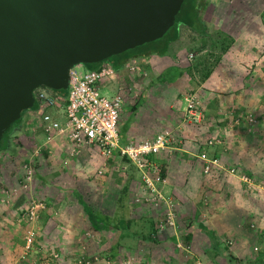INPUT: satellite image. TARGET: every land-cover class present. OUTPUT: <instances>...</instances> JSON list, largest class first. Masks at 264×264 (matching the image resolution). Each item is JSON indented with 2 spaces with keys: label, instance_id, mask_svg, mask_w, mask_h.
<instances>
[{
  "label": "crops",
  "instance_id": "crops-1",
  "mask_svg": "<svg viewBox=\"0 0 264 264\" xmlns=\"http://www.w3.org/2000/svg\"><path fill=\"white\" fill-rule=\"evenodd\" d=\"M249 1L253 0H208L206 8L203 10V19L207 25L206 35L199 36L189 27L179 25L178 38L169 43L166 53L161 55L151 53L149 56L131 58L123 68L115 71L116 86L123 92L121 85H125L123 82L125 72L136 73V79L129 77L130 79L126 82L130 87V83L137 87L140 83V78L137 76L146 74L147 68L152 69L154 66H158V75L169 66L183 68L190 65L187 47L191 43L201 46L206 41L207 45L200 49L202 55L208 53L207 51H211L213 56L219 53L217 62L214 60L215 63L213 62L214 65L208 76L203 80L200 79L197 93L200 109L204 114V123L202 121L201 124L210 125V128L218 127L219 132L225 137L222 144L209 146L206 142L213 134L206 136V133H202L200 130L192 132L186 128L181 130V126L170 128L168 125H171V121L166 119V126L163 127L171 133L170 149L152 157L153 161L161 164L164 168L162 189L163 193L166 196H171L176 203V226L174 228L167 227V230L163 232L156 230L151 237L157 242L144 240L141 237L146 234L142 229V223H131L129 231L124 229V223H118V226L121 227L120 231L112 227L115 223L96 224L94 229L79 202L80 199L83 202L88 201L84 198V193L82 194V191L77 188L79 192L77 193L78 206L72 205L65 209L63 223H40L37 225L39 233L34 251L24 260V264H42L43 255L50 248L59 250L65 258L95 253L96 251L90 248L85 238L90 235L92 229L99 236L110 237L108 234H111V243L107 247L113 260L135 257L146 261L147 264H188L187 261L193 256L200 259L203 264H219L220 261L223 264L225 262V264H233L236 258L246 257L252 260L255 257L251 249L246 251L245 245L250 243L256 235V232L253 234L249 232L251 223L256 225L257 234L264 229V153L261 152L262 150L264 152V145L261 146L264 144V5L254 9L245 7L244 2ZM210 35L217 39L214 44L210 43L213 41L210 39ZM222 42H226V47L220 52ZM208 54L210 55V53ZM119 59V57L115 58V60ZM131 65H135L134 71L129 69ZM84 68L87 67L84 66ZM186 74L184 73L181 77ZM150 79L154 80V78ZM126 95L128 93L123 95V103L125 106L130 105L131 111L135 112L140 106L139 101L143 93L139 94L140 98L138 97L134 103L128 100ZM148 95L156 98L154 95ZM48 110L52 114L55 113L51 108ZM251 111L258 116L257 126L260 127L258 134H253L254 129L249 132L244 121L239 125L233 122L234 118H242ZM121 113L122 110L117 125L121 145L130 141H142L160 131L153 114L146 118L139 117L140 120H133L126 128H123L124 117L127 115H121ZM30 116L28 114L27 119L31 118ZM167 116L172 117L170 111ZM190 122L192 121L187 120L186 125L190 126ZM196 126L201 127V125ZM214 131L215 129L212 130V132ZM41 134V147L48 153V165L57 163L62 156L64 157L63 162L70 159L68 158L69 142L64 136L54 135L50 140H47L42 129ZM202 152L209 157H217L225 167L235 166L244 169L255 180V188L247 190L236 177L218 172L216 169H213L210 174H205L202 171V161L199 158V154ZM90 153H93L94 157L96 154L100 156L103 161L102 167H106L108 161L103 160V156L97 149L85 147L78 156L71 158L73 168L78 169L79 163L91 165L94 160L87 157ZM114 155L116 158H121L116 151L112 156ZM0 174L4 187L18 185L7 157L4 165L0 161ZM138 176L140 174L137 177L130 175L127 177L126 180L130 178L128 198L121 203L120 207H118L117 200L125 181L114 195L103 191L97 203L98 207L93 209L110 217L117 211H126L128 209L127 200L134 204V198L144 196L145 192L140 185L141 179ZM205 197L208 201L207 205L203 203ZM225 204L230 208L225 209ZM133 206L134 211L136 210L138 214L136 216H139L135 217L134 215V217L138 219L143 215L151 216V220L154 219L156 222L157 216L160 214L158 209L161 208V214L164 212L162 204L146 206L136 202ZM0 208L5 209L6 207ZM54 210L58 211V209ZM54 210L49 213L45 209L52 217L56 213ZM153 210H157V215L152 212ZM59 214L61 217L62 212ZM83 215H86L88 223L84 222ZM137 224L140 227H137ZM16 229L17 225L14 223L0 221V264H19L17 258L22 246L18 250L16 247L13 248V250H17L16 257L8 255L9 245L13 243L11 240L15 239L17 234ZM82 229L85 230L84 234L81 232ZM79 234L80 237H78ZM187 235L190 236V239L188 242H184L183 236ZM228 238L232 239L230 245ZM125 239L131 240L132 248L127 247L124 243ZM79 243L85 245L79 247ZM121 247L132 253L121 252ZM229 256L233 259L229 260ZM261 256L264 264V253ZM94 264L105 263L98 261Z\"/></svg>",
  "mask_w": 264,
  "mask_h": 264
},
{
  "label": "water",
  "instance_id": "water-1",
  "mask_svg": "<svg viewBox=\"0 0 264 264\" xmlns=\"http://www.w3.org/2000/svg\"><path fill=\"white\" fill-rule=\"evenodd\" d=\"M183 0H0V141L39 87L161 37Z\"/></svg>",
  "mask_w": 264,
  "mask_h": 264
},
{
  "label": "rangeland",
  "instance_id": "rangeland-1",
  "mask_svg": "<svg viewBox=\"0 0 264 264\" xmlns=\"http://www.w3.org/2000/svg\"><path fill=\"white\" fill-rule=\"evenodd\" d=\"M243 5L245 7L247 6L248 8L254 9L257 6L259 7L260 5L263 6L264 0H253L249 2H244ZM199 48H200L199 44H195V43H191V45L189 44V46L187 47V53L189 52L194 53L193 57L190 59L191 63H195L202 56V53H200ZM207 52L210 53V55L208 53L205 54L206 60H208L206 65L209 67L214 62L213 60L214 54L211 51H207ZM81 68H84V65H82ZM202 68L203 70H205V67L200 66L199 69L194 70L192 74L189 75L186 74L184 75V77H181L180 79L176 80L173 83L162 82L155 84L152 83V80L150 78L156 77L159 67L154 66V68L152 69L147 68L146 74H140L139 76H137L140 78V80L138 79L140 83L137 85V87L132 83H130L131 85L130 87L127 85L126 82L130 78L136 79V73L133 74L131 72L130 73L125 72L123 74V82L125 85H121V89L124 90L122 92V95L128 93V95L126 96L128 100L133 101V103L138 99L139 94L143 93V96H141V98L139 97L140 106L135 112L131 111L130 105L125 106L124 103L122 104L121 115L122 114L127 115L124 117L123 128H126V126L129 125V123L133 120L138 121L140 120V118H146L147 116H151L153 114L156 119V124L160 128L159 129L160 131L164 129L163 126H166V119H167L168 121L169 120L171 121V125H168V127L170 128L181 126V130L183 128H186L190 132H192L193 130L194 131L200 130L202 131V133H206V136L213 134L212 136L221 137L223 141L225 137L219 132L218 127L210 128L211 127L210 125H203L201 124L202 122L196 123L195 121L190 122L191 125L188 126L186 125L187 119L186 118L184 119L185 117L184 95L189 92H195L198 96L197 87L199 86V81L202 77V72H203ZM116 85L117 84L115 82H110L109 84L100 83L99 92L104 96L110 97L116 91H118V87ZM148 94L154 95L156 96V98L149 97ZM48 109H46V112L50 113V110ZM51 109L54 111L55 108H51ZM169 111L172 117L167 116ZM251 113L253 112L251 111ZM26 114L28 115V113L24 114L21 126L11 134L10 147L6 150L0 151V161L2 165L5 164V159L7 157L10 164L12 165L13 174H15V176L13 177L16 178L18 181V185L14 184V186L4 187L3 186L4 184L2 183V177L0 176V207H6L5 209L0 208V221H2V223L3 222L14 223L15 225H17L16 237L15 239L11 240L13 241V243L9 245L10 252L8 253V255L12 257H16V255H18L16 254V252L23 245L22 238H23L25 224L27 222L23 219L20 209L27 203L28 200L35 198L43 199L45 203V209H47L49 213H51L52 210L54 209H58V211L54 210L56 211V213L54 214L53 217L50 214H48L44 209V211L40 213L38 219L34 222L37 225H40V223H63L65 209H67L68 206L71 207L72 205H77V203H79L77 199V193H79L77 188L80 189V191H82L81 192L82 194L84 193V198L88 201L87 203L92 208L95 209V207H98L97 203L99 202L98 200L100 199V196L103 193V191H108L112 195H114L115 192L119 188H121L123 182L124 181L126 182V179L129 175L132 177L133 176L137 177V175H139L137 174L138 171L134 168V166L128 159L124 157L116 158L115 155L107 158L103 157L104 161L105 160L108 161L106 167L104 166V168L102 167L103 161H101V157L98 156L97 154L94 157L93 153L88 154L87 157L90 158L91 160H94V162L91 163V165L89 164L85 165L79 163L78 169L73 168L74 166L71 161L72 159H67L68 160L67 162H63L62 161V159L64 158L63 156L60 159H58L57 163L48 165L47 164V161H49L47 159L48 153L46 150H43V148L41 147L42 126L40 120L36 116V114H31L30 116L31 118L27 119ZM253 114L255 115L257 121L259 122L256 113L254 112ZM182 121H184L185 124ZM202 121L204 123V114ZM258 122L253 127L254 129L253 134H258V128L260 129V127L257 126ZM196 125H201V127H198ZM118 128L120 129V126H118ZM214 129L215 131L212 132V130ZM263 145L264 144H262L261 146ZM261 152L264 153L263 150ZM28 160L31 161V166L34 169L33 180L27 190H21L20 186L22 185V178H23L22 165ZM6 163H8V161H6ZM99 170H102V172L99 173L98 172ZM241 170L245 171L242 168ZM249 176L251 177V175ZM138 177L140 178V176ZM251 178L255 182L253 177ZM140 185L142 186V182L140 183ZM14 189H18L17 194L15 195H14V191H15ZM6 193H8V195ZM204 199L205 201L203 203L204 205H207L208 204L207 198L205 197ZM127 201H128L127 202L128 209H126V211L119 212L118 215L121 217L123 216L124 218L127 217L131 218L132 216L131 219H135L133 220L132 223H142L141 224L142 229L145 233H147L150 229V223L152 221L151 220L152 217L151 216L147 217L143 215L140 217V219L135 218V217H139L136 216L138 215L137 211L136 210L134 211L133 205L136 203L135 198H134V204L131 203V201L129 200ZM224 208L229 209L230 207L225 204ZM160 209H158L160 214L159 216H157L156 222H154L153 219L154 223H157L161 216ZM140 211L142 212V210ZM61 212L62 214L60 217L59 213ZM152 212L155 215H157V210H153ZM145 213L148 212L145 211ZM83 216L85 217V219L83 218L84 222L88 223L86 219V215ZM80 223H82V221H80ZM185 223L188 222L185 221ZM137 227L140 226L137 224ZM249 229H250L249 230L250 234L256 232V235H254L255 238L250 243H246L245 245L246 251H249L251 249L254 255L259 254L256 263L263 264L262 260L260 259V254L262 255L264 253V229L263 231H261V233L257 234V227L254 223H251ZM83 231L85 230L82 229L81 231L82 234H84ZM108 235L110 237L99 236L94 229L90 230V235H88L87 237L85 236V238L86 241H88L87 243H89L90 248L94 249V251L96 252L90 255L86 254V256L101 255L111 258L112 254L108 253L109 248L107 247L111 243V234ZM81 236L83 237V235ZM78 237H80V234ZM231 240L232 239L228 238V242ZM124 243L127 245L128 248H132V243L130 239H125ZM79 245H80L79 247H81L82 245L84 246L85 244L79 243ZM15 247L17 248V250H13V248ZM100 247H102V249H99ZM254 247L256 248L253 249ZM106 251L107 253H105ZM120 251L124 253L131 252L130 250L123 249V247H121ZM190 261L191 259L187 261L188 264L190 263ZM18 263L24 264V261L23 262L19 261ZM219 264H223V263L220 261ZM233 264H252V263L248 258L243 257L240 259L236 258L233 261Z\"/></svg>",
  "mask_w": 264,
  "mask_h": 264
},
{
  "label": "built area",
  "instance_id": "built-area-1",
  "mask_svg": "<svg viewBox=\"0 0 264 264\" xmlns=\"http://www.w3.org/2000/svg\"><path fill=\"white\" fill-rule=\"evenodd\" d=\"M193 55L194 53L189 52L188 59H191ZM81 67L82 65H78L70 69L65 98L52 92L49 88L39 87L34 91L38 108L37 110H29L26 113L30 115L36 114L47 140H50L54 135L64 136L67 139L69 142L68 157L70 159L78 156L85 147L97 149L105 158L111 157L115 151L120 157H126L139 172L145 192L143 197L135 199L136 202L146 205H164V212L161 214L155 228L158 232L167 230V227L174 228L176 226V203L171 196H166L163 193V167L152 160L153 156L170 149L172 140L170 131L164 129L142 141H130L121 145L119 143L117 125L124 102L122 91L118 89L110 97L104 96L99 92L100 83H116L115 70L105 63L97 69H83ZM129 69L134 71L136 69L135 65H131ZM184 102V119L201 123L203 113L200 109L197 94L195 92L185 94ZM48 108H55L56 114L46 112ZM242 121L246 124L249 132L252 131L258 122L255 115L251 112L246 113L242 118L233 119L236 125L241 124ZM206 144L209 146L222 144V138L211 136L207 139ZM199 158L202 161V171L205 174H210L213 169H216L218 172L236 177L244 184L247 190L255 188V182L252 178L239 167H225L217 157H209L204 152L199 154ZM22 169L23 178L20 189L27 190L34 175L31 161H26L22 165ZM98 172L101 173L102 170ZM14 190L15 195L18 189ZM6 194L8 195V193ZM44 209L45 203L43 199L38 198L28 200L20 209L22 217L27 223L25 224L23 245L17 258L18 261L26 260L29 254L34 251L35 241L39 233V228L34 222ZM228 243L231 244L232 242L229 241ZM190 259L189 264H203L196 257L192 256ZM98 261H102L105 264H147L146 261L135 257H123L113 260L110 257L101 255L86 257L75 255L65 258L55 248H50L43 255L42 264H94Z\"/></svg>",
  "mask_w": 264,
  "mask_h": 264
},
{
  "label": "trees",
  "instance_id": "trees-1",
  "mask_svg": "<svg viewBox=\"0 0 264 264\" xmlns=\"http://www.w3.org/2000/svg\"><path fill=\"white\" fill-rule=\"evenodd\" d=\"M208 0H183L180 10L175 16V21L172 26H170L167 31L159 38H156L152 41L144 42L140 45H137L133 48L126 49L122 52L113 54L109 56L108 58L104 59L102 62L98 63H87L84 64V66L87 67V69H97L100 65L103 63H108L115 71L120 70L125 66V64L129 61L131 58H136L139 56H149L151 53H156V54H164L166 53L168 49V45L171 41L176 40L178 38V26L179 25H185L189 27L192 31L195 33L199 34V36H203L207 34V25L206 22L203 19V10H205L207 6ZM211 41V44L215 43L216 37L214 36H209ZM204 45L206 44V41L200 46L199 49L203 48ZM226 42L221 43V48L220 52L225 49ZM206 54V53H205ZM203 54L198 61L195 63H191L190 65L180 68L178 66H169L165 68L159 75H157L154 80L152 81L153 84L155 83H162V82H167V83H173L175 82L178 78L183 76L184 73L187 74H192L194 70H198L199 67H205V70L202 68V77L201 79L203 80L206 78L211 70V67L214 65L211 64L209 67L206 65L207 61L206 60V55ZM219 56V53H217L215 56H213V60H216ZM116 57H119V60H115ZM217 62V60H216ZM41 88H46L42 86ZM52 92L61 95L63 98L66 97L67 95V90H51ZM135 106V104H134ZM38 104L37 101L35 100L34 105L27 110L22 111L21 117L14 121L10 127L3 133V136L0 141V151L1 150H6L10 147V140H11V134L18 129L21 126L22 119L24 114L29 111V110H37ZM126 158V157H124ZM127 159V158H126ZM163 167V166H162ZM162 173L164 176V168L162 169ZM129 180H126V183L123 185V187L120 190L117 204L120 207L121 203H123L127 198H128V185H129ZM80 204L82 205L85 213L87 214V217L89 219V222L92 224L93 228H96V224H101V225H110V223H115L113 224L112 227L115 228L116 230L120 231L121 227L118 226V223H124V229L129 231L131 227V223L133 222V219L130 217L124 218L123 216H119V212L123 211H117V214L113 216H106L101 214L100 212L98 213L95 211L87 202H83L82 199L79 200ZM155 223L153 220L150 223V229L149 231L145 234L142 235L141 237L144 240H150L152 242H157L156 239L152 238V234H155L156 228H155ZM98 230V229H97ZM190 239V236H183V241L188 242ZM263 255V254H262ZM259 254L255 255L254 258H252L251 263L252 264H257L256 261L258 260ZM229 260H232L233 258L229 256ZM262 256L260 255V259Z\"/></svg>",
  "mask_w": 264,
  "mask_h": 264
}]
</instances>
